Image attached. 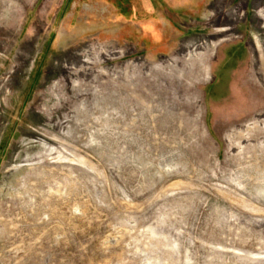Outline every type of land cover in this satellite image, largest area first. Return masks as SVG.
I'll list each match as a JSON object with an SVG mask.
<instances>
[{"label": "rangeland", "instance_id": "374dc122", "mask_svg": "<svg viewBox=\"0 0 264 264\" xmlns=\"http://www.w3.org/2000/svg\"><path fill=\"white\" fill-rule=\"evenodd\" d=\"M242 1L0 0V264H264Z\"/></svg>", "mask_w": 264, "mask_h": 264}, {"label": "bare ground", "instance_id": "6f19581e", "mask_svg": "<svg viewBox=\"0 0 264 264\" xmlns=\"http://www.w3.org/2000/svg\"><path fill=\"white\" fill-rule=\"evenodd\" d=\"M245 2L246 1H242L239 5H241V6H244L245 5ZM222 3V2H221ZM238 8H240V7H238ZM215 11H216V21H215V23H222L223 22V20H225V23H224V25L226 24V22H227V20L229 19V18H231L232 17V19H236V18H238L239 17V19L238 20H240L241 19V16H243V11L241 12H239V11H234V9H232V10H229V11H227V12H224V9L222 8V6L221 5H218V6H216L215 7ZM223 16V18L221 19L220 18V16ZM238 16V17H237ZM255 18V17H254ZM219 27H222V25H220ZM224 27V26H223ZM225 27H226V25H225ZM233 26H228L227 28H225V30H228V32L229 33H232V31H233ZM224 29V28H223ZM213 46V45H212ZM211 48V47H210ZM198 55V54H197Z\"/></svg>", "mask_w": 264, "mask_h": 264}]
</instances>
